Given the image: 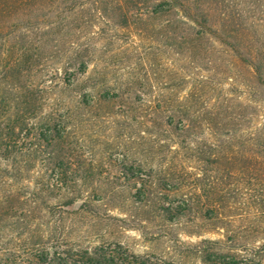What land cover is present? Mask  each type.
<instances>
[{
  "label": "rangeland",
  "instance_id": "rangeland-1",
  "mask_svg": "<svg viewBox=\"0 0 264 264\" xmlns=\"http://www.w3.org/2000/svg\"><path fill=\"white\" fill-rule=\"evenodd\" d=\"M231 1L264 40V0ZM94 9L88 0H0V123L13 125L31 106L28 130L33 126L35 136L51 124L66 128L74 156L72 165L53 172L44 159L49 149L27 131L20 151L0 156V264H50V255L75 264L84 252L112 264H205L207 254L229 257L233 252L225 248L205 254L210 247L201 246L226 242L220 222H204L202 209L213 205L208 208L217 220L232 213L224 195L229 181L218 184L216 165L206 172L194 154L181 150L172 133L179 123L171 120L170 131L146 119V110L159 103L176 110L177 101L191 97L196 108L214 109L233 99L260 108L259 124L264 87L252 68L218 44L197 69L184 48L174 44L171 51L164 37L108 23ZM9 63L11 71L1 74ZM99 96L116 100L97 105ZM203 123L192 121L184 134L192 148L194 142L215 144ZM145 130L155 147L141 140L148 138ZM246 136L240 134L241 142ZM171 165L178 180L172 189ZM136 197L146 205H136ZM187 204L190 212L180 215ZM165 210L172 215L165 217Z\"/></svg>",
  "mask_w": 264,
  "mask_h": 264
},
{
  "label": "trees",
  "instance_id": "trees-1",
  "mask_svg": "<svg viewBox=\"0 0 264 264\" xmlns=\"http://www.w3.org/2000/svg\"><path fill=\"white\" fill-rule=\"evenodd\" d=\"M71 1L76 4L81 0ZM88 1L92 2L95 7L94 11L98 12L108 23L124 27L132 26L136 31L150 37L162 36L170 42L168 47L171 51L174 49V44L184 48L183 55L196 65L197 69L200 68L199 65L207 62L206 55L214 51L215 44H218L222 49L229 51L242 65L252 68L257 84L264 87V40H261L257 34L251 33L242 12L231 0ZM26 50L25 48L23 54ZM220 61H225V58ZM11 69L9 63L1 70V74L10 72ZM114 99L99 96L96 103L97 105L110 104L114 102ZM176 103L177 112L172 108L169 111L162 103L154 108H147L146 119L152 116L153 122H164L170 131L173 127L171 120L179 123L172 133L181 139L178 143L181 150L194 154L193 159L202 165V169L206 172L216 165L213 170L217 175L218 184L221 182L223 185L225 180V182L229 181L231 187L224 194L228 198V208L232 210L231 214L217 220L208 208L214 207L213 205H207L202 209H207L206 214L203 215L204 222L214 219L220 222L225 232V244L207 241L201 246L210 247L204 250L205 254L212 252L215 248H225L233 254L226 257L218 253L216 258H210L207 254L204 263L255 264L258 259L263 261L264 244L257 250L252 246L249 247V244L264 239V123L255 124L259 119L260 108L233 99H226L223 104L214 109L196 108L194 97L185 102L177 101ZM87 106L90 107L88 103ZM135 106L134 112L137 113L139 108H137L138 105ZM33 112L30 106V113L27 111L25 116L19 117L13 125L5 126L0 123V126H4L0 130V156L3 157L4 153L16 154V151H20L17 144L23 137L21 134L27 131L28 137H36L49 149L44 159L54 166L52 171H64L72 165L70 161L74 157L69 150L66 128L51 124L34 136L33 126L28 130L29 122L33 119ZM199 120H202L213 134L214 145H209L208 142L203 144L194 142L195 146L193 148L190 146V138L184 134L189 133V124L192 121ZM146 122L150 123V121H145L143 126H146ZM243 132L247 133V136L241 142L240 134ZM143 133H147L148 138L141 136V140H148L152 148L155 147L156 142L150 138L152 137L151 132L145 130ZM227 168L228 170H225ZM174 169L172 166L167 171V182L171 189L178 181L174 178ZM197 182L202 183L200 180ZM218 190L220 191L216 193L221 195L220 187ZM144 193L147 195L146 192ZM136 199V205H146L141 197H136ZM190 205L187 204L180 209V215L190 212ZM215 206L219 207V204ZM164 215L168 217L172 214L169 210H165ZM165 221L172 223L171 219ZM168 237L176 239L172 235ZM238 251L250 256L243 257L237 253ZM84 255L85 259L79 258L75 264L116 262L112 258L108 259L99 254L84 252ZM48 258L50 264H60L58 260H54L53 256L50 255ZM136 264L145 263L138 261Z\"/></svg>",
  "mask_w": 264,
  "mask_h": 264
},
{
  "label": "water",
  "instance_id": "water-1",
  "mask_svg": "<svg viewBox=\"0 0 264 264\" xmlns=\"http://www.w3.org/2000/svg\"><path fill=\"white\" fill-rule=\"evenodd\" d=\"M80 205H81V204H76V205H75V210H79Z\"/></svg>",
  "mask_w": 264,
  "mask_h": 264
}]
</instances>
